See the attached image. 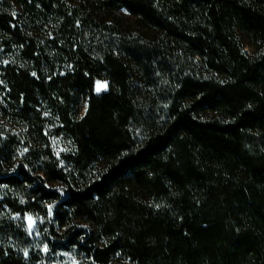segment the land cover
<instances>
[{
	"label": "trees",
	"instance_id": "1",
	"mask_svg": "<svg viewBox=\"0 0 264 264\" xmlns=\"http://www.w3.org/2000/svg\"><path fill=\"white\" fill-rule=\"evenodd\" d=\"M0 117V264H264V0H0Z\"/></svg>",
	"mask_w": 264,
	"mask_h": 264
},
{
	"label": "rangeland",
	"instance_id": "2",
	"mask_svg": "<svg viewBox=\"0 0 264 264\" xmlns=\"http://www.w3.org/2000/svg\"><path fill=\"white\" fill-rule=\"evenodd\" d=\"M117 14L122 16L124 19H126L128 21V23H133V21H134V18L132 17V15L129 12H127L126 10H124V9L117 11ZM244 49L249 54L253 53V50L247 45L244 47ZM105 83L107 84V87H108V81H98L96 83L95 91L97 92V87L98 86L101 87V91H99L98 93H100V92L104 91L105 89H107V87L103 88V85ZM86 110H87V103L83 102L81 104V106H80L79 115L83 116L85 114ZM3 126L10 127V124L7 123L5 120H3L0 117V128L3 127ZM52 144H53V146H54V148H55V150H56V152L58 154H60L63 151H66V150H68L70 148V145H69L68 141L63 139L62 137H59V138L58 137H53L52 138ZM26 220H27V223H28L29 233L32 234V235L38 236L37 225L40 222V218L37 217V216L29 215V216L26 217ZM57 227L60 229L59 225Z\"/></svg>",
	"mask_w": 264,
	"mask_h": 264
},
{
	"label": "snow or ice",
	"instance_id": "3",
	"mask_svg": "<svg viewBox=\"0 0 264 264\" xmlns=\"http://www.w3.org/2000/svg\"><path fill=\"white\" fill-rule=\"evenodd\" d=\"M106 87H107V84L105 83V84L103 85V88H106ZM99 91H101V87H100V86L97 87V92H99Z\"/></svg>",
	"mask_w": 264,
	"mask_h": 264
}]
</instances>
